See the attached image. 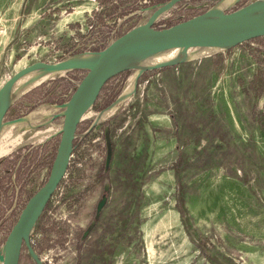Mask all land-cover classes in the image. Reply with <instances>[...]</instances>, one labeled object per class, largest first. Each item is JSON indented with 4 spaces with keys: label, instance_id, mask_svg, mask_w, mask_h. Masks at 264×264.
Wrapping results in <instances>:
<instances>
[{
    "label": "rangeland",
    "instance_id": "rangeland-1",
    "mask_svg": "<svg viewBox=\"0 0 264 264\" xmlns=\"http://www.w3.org/2000/svg\"><path fill=\"white\" fill-rule=\"evenodd\" d=\"M167 1L0 0V29L6 30L0 36V89L33 64L99 52L100 43L144 24ZM224 1L181 2L162 14L154 28L185 22ZM259 1L264 0H241L224 11ZM214 54L145 70L133 94L122 100L138 70L121 71L103 86L78 125L73 164L31 234L43 264H211L190 240L175 209L173 165L179 153L198 160L199 166L212 164L180 174L194 240L215 255L217 264H264V37ZM85 74L77 69L43 76L4 116V122L26 120L10 125L0 141V152L10 151L0 158V256L7 230L49 177L60 135L45 138L61 128L64 96ZM113 105L115 113L97 120ZM106 123L116 151L126 149L128 155L120 161L116 157L110 167L112 188L98 178L99 169L108 164L100 126ZM217 126L227 132L222 149L216 140L211 143ZM194 127L198 132L192 135ZM40 140H49L43 149L34 145ZM131 155L142 157L140 170ZM129 176L140 178L143 196L126 209L127 194L138 193L136 182L121 189ZM94 216L102 232L96 227L79 246ZM109 242L115 252L102 259ZM18 264H35L25 248Z\"/></svg>",
    "mask_w": 264,
    "mask_h": 264
},
{
    "label": "water",
    "instance_id": "water-1",
    "mask_svg": "<svg viewBox=\"0 0 264 264\" xmlns=\"http://www.w3.org/2000/svg\"><path fill=\"white\" fill-rule=\"evenodd\" d=\"M185 1L189 0H168L157 5L144 24L131 29L103 50L91 54L95 56L91 63H81L77 61L78 56H76L53 64H33L15 73L0 89L1 102L2 93L6 88L32 72L45 70L50 74L77 69L86 70L85 76L78 83L69 100L62 105L63 112L59 115L62 117V126L58 133L60 140L49 177L44 185L29 198L13 225L3 246V254L0 256L1 264H18L23 248L26 249L35 264H43L32 247L31 233L65 177L74 150V140L80 121L87 111L94 106L103 86L117 73L128 70L119 69V65L124 59L176 48H201L214 52H224L243 43L264 37V13L257 15L256 21H252L246 13H243L242 7L232 12L211 8L197 17L171 27L161 30L154 28V24L162 14ZM240 1L234 0L232 6ZM248 7L262 10L264 9V1L255 7L252 4L248 5L246 9ZM210 17H218L221 21L232 22L237 28L231 30L221 25L209 23L208 18ZM167 65L140 70L136 80L145 70ZM13 102L0 108V124L10 126L26 120L25 118H18L8 122L3 121Z\"/></svg>",
    "mask_w": 264,
    "mask_h": 264
},
{
    "label": "bare ground",
    "instance_id": "bare-ground-1",
    "mask_svg": "<svg viewBox=\"0 0 264 264\" xmlns=\"http://www.w3.org/2000/svg\"><path fill=\"white\" fill-rule=\"evenodd\" d=\"M259 3H261V2L259 1L258 3L252 4V5H253V7H255V6L259 5ZM233 4H234V0H225L222 5L217 6L216 8L224 11L225 7H231ZM253 9L254 8H252V7L251 8L248 7L247 9L245 7L241 10L243 11V13H246L247 16L250 19H252V21H256L257 15L263 14L264 9H262V10H257V9L253 10ZM208 22L213 23V24H217V25H221L222 27H224L226 29L235 30L237 28L236 25H234V23L228 22V21H221V19L218 17H210V18H208ZM214 53L217 54L219 52H214L212 50H206V49H201V48H189V49L176 48V49L163 50V51H159V52L147 53V54H143V55H137L134 57L126 58L120 63L119 69H135V70L140 71V70H143L146 68L158 67L161 65L172 64V63H176V62H180V61L186 62V61L196 60V59H200L203 57L210 56ZM94 59H95V56L86 54V55L78 56L77 61H79L81 63H86V62L91 63V62H93ZM48 74L49 73L45 72V70H41L40 72H36L35 74H31L27 79L18 80L14 85L6 88V90L2 93L0 108L2 106L3 107L7 106L11 102L15 101L21 94H23V92L27 89L28 86H30L33 82L41 79L43 76H45V75L48 76ZM137 75H138V73L133 74L130 77V79L127 83V87L124 89V92L122 93L121 97L119 96L120 100L126 98L127 96H129L132 93V91L134 90V85L136 82ZM115 105H113V106L109 107L108 109H106L105 111L101 112L100 114H98L97 117L100 119V118H105L106 116L112 115L113 113H115L118 110L115 108ZM37 115H40V114L39 113L33 114V116H37ZM98 118H97V120H98ZM9 128L10 127L8 125L0 124V141L3 139L5 132L7 133ZM9 152L10 151H8V150H6V151L3 150L2 152H0V158L2 156H5Z\"/></svg>",
    "mask_w": 264,
    "mask_h": 264
},
{
    "label": "trees",
    "instance_id": "trees-1",
    "mask_svg": "<svg viewBox=\"0 0 264 264\" xmlns=\"http://www.w3.org/2000/svg\"><path fill=\"white\" fill-rule=\"evenodd\" d=\"M174 120V118H173ZM175 123V126H178V122L176 121H173ZM101 128L104 130V136H103V139H105V149H106V152H107V156H108V164L105 165L103 164L104 166H102L99 171H98V178L102 179V182H105L107 185H109V187L111 186L112 188V180L111 178L109 177V170H110V167H112L113 165V161L116 160V157L119 159V161L125 157L127 158L126 155V149L125 150H121L120 152H117L116 149H115V146L114 144L111 143V127H110V124L109 123H106V124H103V125H100ZM221 130H223L221 128V126H217L216 129H214L213 133L211 134V143L212 142H215L214 140H216V143L219 144L220 147H218L219 149H222L221 147L225 144H227V141H226V136H227V132H221ZM192 132V135L193 133L195 132H198V129L194 127L193 130H191ZM210 138V137H209ZM180 140V139H178ZM177 140V141H178ZM75 154V153H74ZM133 154V153H132ZM132 161L135 162V166H136V169H139L141 168V163L140 161L142 160V157L140 155H131V157H129ZM73 164V162L69 163V166H68V169L71 167V165ZM212 164H208V163H203L202 166H199L198 165V160H195V159H189V158H184L183 154L182 153H179L178 155V158L176 160V162L174 163L173 165V170H174V176H175V182H176V206H175V209L178 211L179 213V216H180V221H181V224L183 225V228L185 230V232L189 235L190 237V240L193 241L192 243H195V245L204 253V257L207 259V261L211 264H217V259L215 257V255H211L210 253L207 254V251H205L204 247H202V245H199V243L194 240L193 236H192V226L189 225V222H190V219H189V216L187 215V210H186V207L184 205V202H183V197L185 195V190L183 189V186H182V179H181V176L180 174L184 171H186L187 169H190L191 171H195L197 169H199L200 167H207V166H211ZM67 169V171H68ZM66 175V174H65ZM100 179V180H101ZM246 180V179H245ZM140 181V178L139 177H132V176H129L128 179H126L124 182L126 186H122L121 189L123 191H126L127 189H129L130 187L128 186L129 184H131L132 182H136L138 184L136 185H133L134 187H136L138 193L136 195H133V194H127V198L130 199V201H127V206H126V209L130 206H134L136 203H134L133 199L136 200V202H138V200H140L143 196V193L141 192V183L139 182ZM241 181L243 182H246L248 183L247 181H244L242 178H241ZM129 187V188H128ZM139 188V189H138ZM140 221H138L137 224H140L139 223ZM35 230V227L33 229V231ZM83 243V241L81 240L80 242H78V245L80 246L81 244ZM114 244V247L117 246V242H112ZM112 243H108L106 244V247L101 251V255H104V254H107V255H112L114 252H115V249L111 250L110 249V245ZM79 249V248H78Z\"/></svg>",
    "mask_w": 264,
    "mask_h": 264
},
{
    "label": "built area",
    "instance_id": "built-area-1",
    "mask_svg": "<svg viewBox=\"0 0 264 264\" xmlns=\"http://www.w3.org/2000/svg\"><path fill=\"white\" fill-rule=\"evenodd\" d=\"M157 21H158V20H157ZM157 21H156V22H157ZM154 25H155V24H154ZM132 29H133V28H132ZM130 30H131V29H130ZM130 30H128V31H130ZM128 31H126V32H122L119 36H116V37H114V38H112V37L107 38L106 41H103L102 43H100L99 51H101V50H103L104 48H106V47H107L108 45H110L113 41H115L117 38H119L120 36L124 35V34L127 33ZM5 34H6V30L1 28V29H0V36H1V37H4ZM1 46H2V43H1V40H0V50H1ZM75 88H76V87H74L72 90H70V91L68 92L67 95L64 96V98H66V100H65L64 102H67V101L69 100V98H70L71 95L73 94ZM59 131H60V129H59V130L52 131L51 134H50V132H49V133H48V134H49V135H48V139H49V138H52L53 136H56V135L59 133ZM43 135H44V134H43ZM77 137H78V135H77V132H76V136H75L74 143L76 142ZM71 157H72V156H71ZM15 201H16V200H15ZM16 203H17V202H16ZM16 203H14V204L11 206L10 211L14 209V207L16 206V205H15ZM12 227H13V226H12ZM11 229H12V228L10 227V229L7 230V234H8V235H9ZM32 233H33V231H32ZM32 233H31V234H32ZM31 241H32V239H31ZM31 243H32V242H31Z\"/></svg>",
    "mask_w": 264,
    "mask_h": 264
},
{
    "label": "crops",
    "instance_id": "crops-1",
    "mask_svg": "<svg viewBox=\"0 0 264 264\" xmlns=\"http://www.w3.org/2000/svg\"><path fill=\"white\" fill-rule=\"evenodd\" d=\"M11 109V108H10ZM9 109V110H10ZM18 124V123H17ZM15 124H13L12 125V128H13V126H14ZM41 139V138H40ZM48 139V137H46L45 138V140H47ZM49 141V140H48ZM48 141H44V143H41V142H43L42 140H40V143L38 142H36L34 145H36V144H38V145H36V146H38V147H40V149H43L46 145H45V143H47ZM44 144V145H43ZM34 147V146H33ZM38 147H36V149H38ZM20 147H18V149H19ZM17 149V150H18ZM96 220H97V218H96ZM96 220H95V216L93 217V219H92V221H90L89 222V224L87 225L88 227L85 229V233H87L86 234V236L85 237H83V239H82V241L84 242L85 240H86V238H88V236H91L92 235V233L94 232V230L93 229H95L96 227H98V232H102V228H100L99 227V225H97L98 223H99V220H97V222H96ZM110 235V234H109ZM111 236V235H110ZM88 240V239H87ZM104 240L105 241H108V237H105L104 238ZM112 240V239H111ZM107 255H102V259H105V258H107L106 257ZM113 259L115 260V256L113 255Z\"/></svg>",
    "mask_w": 264,
    "mask_h": 264
}]
</instances>
